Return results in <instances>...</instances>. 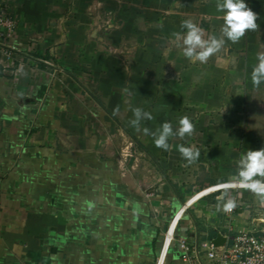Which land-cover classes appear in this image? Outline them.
Segmentation results:
<instances>
[{
  "label": "crops",
  "instance_id": "0c3cea01",
  "mask_svg": "<svg viewBox=\"0 0 264 264\" xmlns=\"http://www.w3.org/2000/svg\"><path fill=\"white\" fill-rule=\"evenodd\" d=\"M139 3L147 6L152 24L149 38L142 42L138 24L140 15H145L144 8H128V13L134 16L133 31L140 33L134 36L138 45L135 47L140 50L135 59L140 64L141 46L150 47L149 71L155 77L158 72L155 63H185L182 37L187 30L181 28V22L189 19L188 13L192 12L184 8V3L197 8L198 26L204 29L205 39L221 36L224 21L223 13L216 10L217 0ZM245 3L259 15V29L247 31L238 43L225 38L221 50L206 63L196 60L193 68L197 98L192 104L196 103L200 111L198 119L220 129L219 135L212 133L205 139L201 137L202 141L230 143V147L238 142L264 141L260 129L253 130L264 111V83L255 87L251 80L258 63L257 53L264 52V0ZM94 9L93 0L2 1V14L16 20L7 42L19 52L14 65L21 64L14 74L0 65V264H187L180 257L179 239L199 246L202 242L212 243L221 235L224 244L229 233L253 230L252 226L237 229L242 214L236 211L218 215L205 211V215H210L206 218L184 214L185 208L206 192L204 187L184 204H175L174 208H179L169 222L172 227L176 222L174 239L167 247L164 241L156 243L154 236H148V230L143 234L139 229L141 217L135 211L136 201L125 199L126 189H120L124 187V179L121 177L120 183L117 164L109 158V152L95 149L98 135L94 133L103 134L100 127L109 126L110 121L102 106L87 94H99L105 109L113 111L118 106L121 111L125 109L123 90L128 76L123 57L104 50L109 44H120L107 43L104 37L95 34L99 25L95 23ZM123 9L125 12L127 8ZM173 33L181 34L180 43H176L181 47L179 53L168 48L169 40H176ZM176 44L172 46L177 47ZM138 67L133 70L141 72ZM189 71L184 67L180 71L182 81L177 87L183 88L184 95L190 93L194 83ZM162 76L166 79L162 85L155 83L153 93L172 101L171 89L175 84L168 65ZM186 101L191 103L189 99ZM167 104L168 101L157 103L155 111L158 106L167 109ZM149 124L157 127L158 122L153 120ZM99 138L109 150L110 133ZM169 141L172 144L162 156L172 160L181 157L175 144L189 147L191 139L171 137ZM214 149L220 155L222 145H215ZM226 153L223 152L224 156ZM170 167L172 177L185 179L186 174L173 164ZM111 175L119 183L112 185V189L108 182L105 184V178ZM216 182L212 177L204 184L212 186ZM110 190L116 195L112 197ZM127 202L134 209L128 222ZM111 208H116L115 214L111 215Z\"/></svg>",
  "mask_w": 264,
  "mask_h": 264
},
{
  "label": "rangeland",
  "instance_id": "374dc122",
  "mask_svg": "<svg viewBox=\"0 0 264 264\" xmlns=\"http://www.w3.org/2000/svg\"><path fill=\"white\" fill-rule=\"evenodd\" d=\"M63 1L65 2V0ZM139 1L140 0H93V6H95V23H98L99 25V29L97 27L98 30L95 34L98 37H104L107 43L109 42L112 44L116 41L120 44L119 46H110L109 44V46H104V50L108 49L110 55H119L125 60L124 63L128 76L125 81V88L128 89V92H126V103L124 102L125 109L123 108V110L119 111L116 115H113L114 110L105 109L101 95L96 93L87 95L95 102V104L102 106L104 116H106V118L110 121L109 126L102 124V127H100L103 134L102 132L94 133L96 136L98 135V141L95 140V149H102L101 151L104 153L106 151L109 152V158L115 163V166L117 164L120 173V183H122L121 177L124 179V187L122 185L120 189H126L124 193L125 199H127V201L135 199L136 201L135 211L138 216L141 217L142 222H140L139 229L141 228L143 234L148 230V236H154L157 243L164 241L165 233L171 218L179 206L186 202L189 196L203 190L206 187H209V185L205 186L206 184H204V182L207 180L209 181L212 177L217 180L216 184H224L233 180L237 174L236 161L240 158L241 154L247 152L249 149L258 150L261 147H264V141H253L245 144L238 142V144H232L231 147L230 143L220 142L218 144H213L211 142L202 141V138L205 139L208 136L213 135L212 133L219 135L220 129L212 126L209 127L208 125H205L206 120L203 121V119H198L200 111L197 110L196 103L192 104L196 102L197 98V80L193 69L196 66V60L190 59V62H187V58L183 57L185 59V63L183 64L180 62H171L168 64L155 63V66H158L159 72H157L155 77L154 74L150 73L151 62L149 60L150 57H148V54L150 55V51L148 50L150 47L142 45L141 57H143V60L141 59L139 64V59H135V57L139 54L140 50L136 48L138 45L134 36L140 33L133 31L134 29L132 24L134 22V16L132 12L128 13L130 8H144L142 11L145 15H140L141 19L138 24L140 25L139 29L141 28V34L138 35L142 36L141 41L144 38H149V26L152 24V21L150 20V13L146 10L148 9L147 6L144 7L143 5H140ZM64 5L66 4L64 3ZM184 5V8L187 7L188 10L192 12L188 13V18L198 25L200 20H198L197 16V8L193 9L190 3H184ZM123 8H127L125 12L122 11L125 10ZM118 12H120V15ZM122 17H124V19ZM96 24L95 26H97ZM102 25H104L105 28ZM123 33H125V35ZM174 39L175 38L169 40L170 47L168 48L172 52L173 50H176L179 53L181 52L179 51L181 47H179L176 43H180V40ZM172 43L173 45L176 44L177 47L172 46ZM163 53H167V50L165 49ZM134 59L135 61H133ZM144 60L145 62H143ZM167 65L168 68L172 69V83L175 84V86L171 89L173 95L172 101L170 98L167 99L165 95L158 96L153 93L155 83L157 82L156 84L159 86L166 79V77L162 75H164ZM138 66L142 68L141 72H135V69L133 70V67H137L139 69ZM183 67L184 69H190V79L194 82L190 86V93L188 95L182 94L183 88L179 87V89L177 87L181 85L182 79L180 71H182ZM83 97L85 98L84 95ZM182 99L183 102L181 101ZM188 99L191 103L186 101ZM166 101H168V108L161 109L160 106H158V111L156 112L155 108L157 107V103L159 105L165 104ZM186 106H188L190 110H187ZM135 107H139L150 112L154 117L153 120L158 122L157 127L149 124L150 121L153 120L141 121L140 131H137L134 127H132L130 121L134 119L132 108ZM207 113L208 111L205 112V114ZM249 113L253 114V112ZM255 114L257 115L258 112H255ZM157 115L158 119L156 118ZM183 116L189 117L191 122L195 125L194 133L191 136L186 135L191 139L188 146L200 150L198 160L191 164H189L187 160L183 159L182 156L178 159L172 158V160L166 156L164 159L162 155L165 154V150L157 148L155 144L152 143V141H154V137L150 134L145 135L143 132V128L145 127H147L150 132H155L156 129L166 121L171 122L173 130L175 131L179 127V119ZM207 118L208 117L206 115L205 119ZM256 118L257 117H255V119ZM258 118L260 119L255 121L256 127H253V130L260 129V132H258L264 135V111L262 112V116H258ZM227 129L228 128H226V130ZM107 133H110L111 135L109 150L105 149V143L100 142L101 139L99 138L100 135L105 137ZM222 134L225 135L227 133L222 131ZM176 137L179 138L178 136H174V138ZM261 137L264 139L263 136ZM169 144L171 146L172 143L169 141ZM219 144L222 145L220 155L214 152V146H219ZM179 145L181 144H175L177 150ZM204 149H206L205 151L207 152H202ZM227 151L228 153L224 156L223 152ZM172 164L179 170V172L186 174L185 179L180 180L181 177L177 179L176 176L172 177L170 175V171L172 170L170 166H172ZM107 178H105V184L108 182L111 189L112 185L116 186L119 184L118 182H115L112 175L110 178ZM225 189L226 188H222L218 191L201 196L198 200H195L191 205L185 208L184 214H187L189 217L190 214H199L198 216H201L202 218L210 216L209 214L205 215V211H210V213L214 212L217 215L220 213L222 214V206L218 210L217 204H222V202L218 201V197L224 193ZM227 190L229 195L237 201V207L231 212L236 211V213L239 212L242 214L240 220H238L239 224L237 223V229H245L251 226L253 230L264 228V203L261 202L260 198L249 190L240 187L227 188ZM110 192L112 193L114 190H110ZM115 193H112L111 196L113 197L116 195ZM124 204L125 203H123V205ZM175 204L179 205L177 209L174 208ZM111 210V215L116 213V208H111ZM133 212V206L127 202V222L129 221L128 216L133 215ZM209 220H212L211 217H209ZM241 220L244 222H240Z\"/></svg>",
  "mask_w": 264,
  "mask_h": 264
},
{
  "label": "clouds",
  "instance_id": "9594fccd",
  "mask_svg": "<svg viewBox=\"0 0 264 264\" xmlns=\"http://www.w3.org/2000/svg\"><path fill=\"white\" fill-rule=\"evenodd\" d=\"M216 10L223 13V25L221 27V36L212 35L204 38V29L195 24L191 19L181 22V28L186 29V33L182 37V54L189 59L198 60L206 63L208 59L216 52L221 50L225 44V38L232 43H238L247 31H256L260 25L257 23L259 15L255 13L245 0H217ZM177 40L181 39L180 33H173ZM258 63L254 66L251 73L252 84L259 87L264 83V52L257 53ZM128 92V89H124ZM119 112V107L113 111V115ZM134 119L130 121L132 127L140 131L141 121L153 120V115L142 108H132ZM195 131V125L190 118L183 116L179 119V127L174 131L171 122H164L155 132L145 127L143 132L145 135L154 137V144L157 148L165 151L169 150V139L178 136L183 139L186 135L191 136ZM178 150L181 156L188 161L189 164L194 163L200 156V150L194 147H185L179 145ZM236 176L228 182L229 185L239 186L255 194L264 203V147L258 150L249 149L241 154L236 161ZM218 210L221 208L224 212H231L237 207L235 198L229 195L227 188L224 193L218 197Z\"/></svg>",
  "mask_w": 264,
  "mask_h": 264
},
{
  "label": "built area",
  "instance_id": "2783aa9c",
  "mask_svg": "<svg viewBox=\"0 0 264 264\" xmlns=\"http://www.w3.org/2000/svg\"><path fill=\"white\" fill-rule=\"evenodd\" d=\"M2 1L0 0V65L3 70L7 69V71L14 74L21 64L18 62L16 66L14 65V60L19 59V52L7 41L13 34L16 20L2 14ZM238 187L229 185L228 182L216 184L206 187V192L203 195L222 188ZM174 226L172 229L167 228L166 230L165 247L174 239ZM225 237L229 242L227 241L228 243L226 242L220 246H215L210 241L202 242L197 246L188 243L185 239H179L181 260L187 264H264V228L229 233ZM203 258L207 262H204Z\"/></svg>",
  "mask_w": 264,
  "mask_h": 264
},
{
  "label": "water",
  "instance_id": "95a60500",
  "mask_svg": "<svg viewBox=\"0 0 264 264\" xmlns=\"http://www.w3.org/2000/svg\"><path fill=\"white\" fill-rule=\"evenodd\" d=\"M225 241V238L221 235H217L215 239L212 240L213 245H221Z\"/></svg>",
  "mask_w": 264,
  "mask_h": 264
},
{
  "label": "bare ground",
  "instance_id": "6f19581e",
  "mask_svg": "<svg viewBox=\"0 0 264 264\" xmlns=\"http://www.w3.org/2000/svg\"><path fill=\"white\" fill-rule=\"evenodd\" d=\"M168 228H171V229H172L173 227H172L171 225H168ZM168 235H169V234H168Z\"/></svg>",
  "mask_w": 264,
  "mask_h": 264
}]
</instances>
